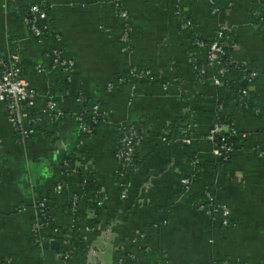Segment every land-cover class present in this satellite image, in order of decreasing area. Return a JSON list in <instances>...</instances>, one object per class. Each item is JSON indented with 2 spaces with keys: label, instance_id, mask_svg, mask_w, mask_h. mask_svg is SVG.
I'll list each match as a JSON object with an SVG mask.
<instances>
[{
  "label": "crops",
  "instance_id": "0c3cea01",
  "mask_svg": "<svg viewBox=\"0 0 264 264\" xmlns=\"http://www.w3.org/2000/svg\"><path fill=\"white\" fill-rule=\"evenodd\" d=\"M114 2L0 0V61L18 56L25 78L38 95L36 123L28 126L31 137L24 143L10 126L6 106L0 104V260L115 264L117 246L131 247L135 233L145 231L144 246L160 249L171 264H264V157L259 155L264 153V33L254 24V16L264 18V0H236L218 15L212 14L207 0H121L132 28L127 49L121 42L122 21ZM35 4L47 7L52 38L38 39L26 23ZM180 13L200 26L206 41H212L220 27L231 31L232 61L247 63L260 73L249 92L256 113H235L233 103L218 110L219 90L209 80L191 83L192 44L186 26H180ZM53 48L75 64L71 92L66 77L51 71ZM195 54L205 64L207 52ZM132 67H152L164 74L165 83L173 72L177 79L167 85L159 81L109 90L116 77ZM79 94L89 99V107L101 104L102 108L103 119L88 138L81 137L76 118L82 111L76 99ZM50 100L67 113L60 123L48 109ZM220 117L233 120L246 142L230 164L210 167L192 193L185 194L179 181L200 170L194 159L210 161L206 137ZM190 123L197 124V132L190 144H184L181 126ZM138 124L143 130L138 171L129 180V197L122 200L124 180L116 149L121 130ZM69 160L82 162L86 173L109 193L110 201L103 220L91 216L96 222L92 230L87 229L88 216L81 219L86 254L75 249L71 238L63 241L66 252L62 253L71 257L66 262L57 253L61 248L57 239L53 240L59 243L57 250L46 244L32 246L30 240L39 202L50 205L56 228L73 223L66 204L77 181L57 192L58 186L66 185L61 182ZM205 191L232 211L230 229L198 213L197 201L188 202L194 193ZM77 210L85 214L84 200L78 201ZM131 249L141 254L139 247Z\"/></svg>",
  "mask_w": 264,
  "mask_h": 264
},
{
  "label": "built area",
  "instance_id": "2783aa9c",
  "mask_svg": "<svg viewBox=\"0 0 264 264\" xmlns=\"http://www.w3.org/2000/svg\"><path fill=\"white\" fill-rule=\"evenodd\" d=\"M212 7V14L218 15L221 9L217 6L216 0H207ZM114 4L118 10V17L122 21L123 32L121 36V42L124 46L129 43L130 35H131V23L130 17L127 10L122 8L121 0H115ZM29 15L25 17L26 23L30 26L32 34L37 37L38 39H42L45 37L46 33L45 30L47 27H41L38 23L39 20H47L48 19V9L44 4H35L29 10ZM181 14V13H180ZM193 21L189 22L186 26V32L189 34L191 33V27L193 26ZM254 24L260 29L262 33H264V18L260 15L254 16ZM205 40V39H204ZM198 40L195 42V50H190L189 61L192 62V65L198 68V61L193 57L199 51H206L207 52V61L203 66L199 68L200 75L202 77L208 78L210 77L211 81L214 83L215 88L218 91V97L216 102L218 104V110L223 109L225 106H228L230 103L227 101L222 100V95L228 92L229 87L232 81L234 80L229 73L228 65L236 64L243 66L246 71V75L243 77L244 80L248 83L249 87L242 91L244 96H248L250 92V87L257 81L260 77V73L255 68L251 67L247 63H235L232 61V57L225 64L224 67L219 68L218 76L212 75V68L217 66L223 65L226 62V48L232 49V36L231 31L226 29L225 27H220L216 33L215 38L212 41H204ZM57 41L60 42V38L57 37ZM51 71L58 73L60 72L66 77L67 88L72 91V83L73 77L75 75V64L72 60L66 59L63 57L62 52L59 49H54L51 53ZM38 72L41 73V67L38 68ZM130 77H135L139 80L140 83L148 82L152 83L153 81L161 82L163 80V73L156 72L152 67H144L141 72H137L136 68H130L127 71ZM167 83L176 82V77L172 74L171 77L168 78ZM234 82V81H233ZM123 78L119 75L116 77L114 82L109 85V90H117L122 86ZM167 83H165L167 85ZM238 85V84H233ZM37 92L28 82L23 74V69L21 63L19 61L18 56H11L10 59L1 60L0 61V104H4L8 111V120L10 123L11 128L13 131L18 134L21 141L24 143L31 137V131L28 128L29 125L32 123H36V119H33V115L36 110V101H37ZM86 97V96H85ZM82 94H79L77 99V103L81 105L82 111L81 113L76 114V118L79 124L80 132H83L88 135H93V130L84 123L83 114L92 113L95 116L94 121L97 122L98 120L101 121L103 119L102 115V108L99 104H94L93 106H88V99H86ZM236 104V103H235ZM233 103L232 105L235 106ZM48 109L53 113L52 117L54 121H58L60 118H65L67 113L57 109L55 106L54 101H48ZM230 120V119H228ZM233 121V120H231ZM100 123V122H99ZM169 128V126H168ZM182 141L184 144H190L193 136L196 134L197 124L190 123L188 125H182ZM192 130L195 133H192ZM230 131L229 126L223 125L219 122V120L214 124L211 131L206 137V140L209 142L211 146L210 154L217 157L222 158L224 160L228 159V155L233 152V146L228 145L227 137L223 136L225 133ZM142 132L143 130L140 129L137 125H131L129 127H125L121 130L120 134V141L118 143V147L116 150V159L120 166V177L124 180V183L121 187V199L125 200L129 196V186L130 182L128 180L129 173H133V176L138 171V150L139 145L142 140ZM222 136L220 138V143H217V137ZM2 150V141L0 139V152ZM261 157H264V153H259ZM73 161V162H72ZM69 160L64 163V168H66V174L71 178V180L77 181V189L82 193L80 189V169L82 166V162ZM199 160H195V164L197 166ZM85 168V166H84ZM198 172H194L189 176H185L180 179L179 187L180 190L185 194L192 193L195 185L199 183ZM91 176L87 179H90ZM92 179V178H91ZM71 181V182H72ZM64 186V187H63ZM58 186L57 192L63 193L66 187L69 185ZM75 191V192H76ZM74 192V193H75ZM103 197L98 202L96 211L92 213V215L96 216L99 210L103 209L105 212V206L110 201L109 195L105 193L104 189L99 191ZM204 198L196 203V210L198 213H201L211 219L212 221L217 222L223 229H230L232 227V211L226 205L219 204L216 200L213 193L209 191L202 192ZM73 196V193H72ZM86 197V196H85ZM84 197V198H85ZM72 198V197H71ZM83 198V199H84ZM82 198H75V202ZM47 203L45 201L39 202L37 205V215L36 220L32 226V235L37 238V240H42L40 246H43L44 239L42 237V231L44 229V221L47 220ZM88 213V221H87V229L90 231L92 230L96 224L95 220L92 219V216ZM92 216V217H91ZM98 217V216H97ZM54 234H60L58 229L53 230ZM146 238L145 231H138L135 235L131 238L132 243L131 247H139L145 248L150 250L148 247L144 246V239ZM52 240L47 241L49 247H51ZM123 242V241H122ZM143 243V246H142ZM130 246L125 245V243L120 244L117 246V259L115 264H125L128 258V253H131L133 257L136 255L140 260L143 261V255L138 253H134ZM61 258L69 262L70 255L68 253H62ZM2 264H13L11 259H7L1 262ZM171 264V263H169Z\"/></svg>",
  "mask_w": 264,
  "mask_h": 264
},
{
  "label": "trees",
  "instance_id": "16d2710c",
  "mask_svg": "<svg viewBox=\"0 0 264 264\" xmlns=\"http://www.w3.org/2000/svg\"><path fill=\"white\" fill-rule=\"evenodd\" d=\"M16 1L18 2L19 0H16ZM216 1H217V6L220 9L227 10L228 8H230L233 5V3L236 0H216ZM28 13H29V11H28ZM28 13H27V15H29ZM177 17L181 18V20H183V22H180V26L181 25L185 26L189 22L192 21L190 18H188L182 14H177ZM193 23L194 24L191 27V33H190L189 39L191 41V44L195 45L196 41L204 40V38L201 36L200 26L195 22H193ZM40 26L41 27H47V29L45 30V33H46L45 36L52 38L55 35V34H53L52 30L49 27L48 20H46V22L43 25L40 24ZM204 41H206V40H204ZM192 49L195 50L196 49L195 46L192 47L191 50ZM53 50H54V48L50 52L52 53ZM226 52H227L226 62L223 63V65H221V66H217L215 68H212V75H214V76L216 75L219 77V74H218L219 68L224 67L225 64L227 62H229V60L231 59L232 49L226 48ZM62 55L66 59H69L68 57L65 56V54L63 52H62ZM193 57L195 58V56H193ZM198 63H199L198 68H196L192 65V62H190V61L188 62L189 76H190L189 79L191 80V83L194 85L195 84L196 85H202L207 81V78L202 77L200 75V72H199V68L201 66H203V63L202 62H198ZM133 68H136L137 72H141L143 69L141 67H133ZM228 68H229V73L231 74L232 78L234 79L233 80L234 82L232 81V83L230 84L232 86L229 87L228 92H226L222 95V100L227 101L230 104L236 103L235 104V107H236L235 113L236 112H244L245 113L248 111H253L256 113L257 108L255 105L252 104L250 94L248 96H244L242 93V91H244L245 89H247L249 87L248 83L243 78L246 75L245 68L243 66L236 65V64H230V65H228ZM120 76L123 78L122 86H125L128 84H130V85L148 84V82L140 83L139 80H137L135 77H130L127 72L121 74ZM162 81L165 83L166 79L164 78ZM155 83H156L155 81L152 82V84H155ZM233 84H238V85H233ZM86 99H88V98H86ZM198 99H199L198 100L199 102H202V100H203V99H201V97H198ZM100 106H101V104H100ZM235 113H233L230 116L233 118ZM34 117H35V113H34L32 118L34 119ZM82 117H83L84 123L87 126H89L94 132L100 121L98 120L97 122H95L94 121L95 116L92 113L83 114ZM63 120H64V118H60L58 121H56V123H60ZM219 122L223 125L229 126V128H230V131L228 133H225L223 136L227 137L228 145L233 146V152L230 153V155H228V159H226V160H224L222 158H217L213 155H211L210 161L209 160H199L197 163V166L201 170V171L200 170L198 171L199 182H200V180H202L205 177V175L209 171L210 167H212V166L216 167L219 165L230 164L234 154L238 150H240L244 146V143L246 142V139L237 133L236 126H235L234 122L231 121V119L228 120V118H223V117L221 118L220 117ZM137 126L140 127V129H142V125L138 124ZM192 133H195V131L192 130ZM91 136L92 135H88V134L81 132L82 138H88ZM221 137H222L221 135L217 137V143H220ZM68 159H70V158H68ZM195 160L196 159H194V161ZM138 165H139V162H138ZM65 172H66V168H64V166H63L64 177H63V180L61 183H65L66 185H69V184H71L72 180ZM132 176H133V173L132 174L129 173V175L127 177L128 180L130 178H132ZM89 177H90V175L88 173H86L84 165L82 164L81 169H80V179H81L80 180V189L82 190V193H80L79 191H76L75 193H73L72 198L69 199V201L66 204V209L70 210L71 216L73 218V223H72V225H70L67 228L61 229V228L57 227L59 232L63 235L62 238L58 237L57 234L53 233V230L57 229V228H56V225H54V219L51 215L50 205L47 203V211H46L47 212V220L44 221L45 226H44V229L42 231V237L44 239L43 245L44 244L48 245L47 241H49V240L57 239L61 243V248H60V250L57 251V253H60V252L62 253L64 251V249L62 247L63 241L66 238H71L75 243V245H74L75 249L80 251L82 253V255L86 254V251L88 249V245H87V240L85 239V237L82 234L83 225H82L81 219H83V218L85 219L88 216V213L90 215H92V213L94 211H96L98 202L103 197L101 194H99V191H101L102 188L97 185L96 181L93 178L87 179ZM105 193H107L109 195V193L106 190H105ZM47 198L49 199L50 196H47ZM75 198H82L80 200L85 201V209H86L85 214H82L77 210V203L75 202L76 201ZM109 198H110V196H109ZM203 198H204V196L202 195V193H200V192L194 193L193 195L190 196L188 202L189 203H192L193 201L199 202ZM51 200H53V199H51ZM96 216H98V218L103 220L105 218L104 210L103 209L99 210L98 213L96 214ZM30 242H31L32 246H39L42 243V240L39 241V240H37L36 237H34L32 235ZM123 242H124V240H123ZM140 251H141V254L143 255V261L140 260L137 255L135 257H133V255L131 253H128V258H127V261L125 264H169L170 263V261L166 257V254L163 251H161L160 249L147 250L145 248H141ZM64 252H66V251H64ZM2 261L3 260H0V264H2L1 263Z\"/></svg>",
  "mask_w": 264,
  "mask_h": 264
},
{
  "label": "water",
  "instance_id": "95a60500",
  "mask_svg": "<svg viewBox=\"0 0 264 264\" xmlns=\"http://www.w3.org/2000/svg\"><path fill=\"white\" fill-rule=\"evenodd\" d=\"M45 22H46L45 20H39V21H38V23L41 24V25H43ZM51 248H52L53 250H57V249L59 248V243L56 242V241H53V242L51 243Z\"/></svg>",
  "mask_w": 264,
  "mask_h": 264
},
{
  "label": "rangeland",
  "instance_id": "374dc122",
  "mask_svg": "<svg viewBox=\"0 0 264 264\" xmlns=\"http://www.w3.org/2000/svg\"><path fill=\"white\" fill-rule=\"evenodd\" d=\"M196 57V56H195ZM171 71H174V69L172 68V69H170ZM173 74H174V76L176 77V74L173 72ZM211 77V76H210ZM210 77L208 76V78H207V81L209 80L211 83H212V85L215 87V85H214V83L211 81V79H210ZM217 90V89H216ZM218 91V90H217ZM196 186H198V183L195 185V187Z\"/></svg>",
  "mask_w": 264,
  "mask_h": 264
}]
</instances>
